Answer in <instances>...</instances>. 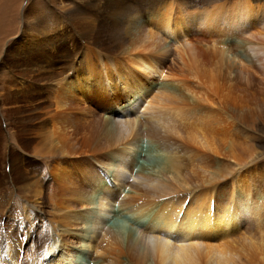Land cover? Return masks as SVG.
I'll use <instances>...</instances> for the list:
<instances>
[{"label":"bare ground","instance_id":"bare-ground-1","mask_svg":"<svg viewBox=\"0 0 264 264\" xmlns=\"http://www.w3.org/2000/svg\"><path fill=\"white\" fill-rule=\"evenodd\" d=\"M157 1L73 0L70 24L58 31H49L58 15L37 17V37L31 32L20 52L21 73L30 71L31 77L16 79L25 101L35 100L24 103L16 124L8 126L9 171L0 211L9 216L10 198L27 186L38 200L19 204V218L0 221V263L250 264L253 259L260 264L264 259L263 236L256 241L242 233L252 226L260 232L263 225L262 152L241 149L229 128L215 133L219 121L242 115L236 114L239 109L222 113L228 94L225 99L210 87L213 77L223 76L233 79V87L264 90V32L257 29H264V0ZM118 15L137 30L128 27L134 31L129 35L116 29ZM185 24L195 29L192 34H182L179 26ZM252 92L246 95L264 112V93L261 98ZM12 94L7 101L17 100ZM16 108L6 109L13 114ZM259 124L264 126V116ZM190 126L202 154L185 138ZM190 135L194 141L196 135ZM142 139L150 147L142 149ZM150 153L153 163L143 162ZM206 156L217 159L212 179L193 178L200 181L194 184L191 161L203 163ZM46 206L58 218L50 211L42 221ZM119 213L131 217L132 227L123 226L130 218L111 220ZM238 236L245 242L240 246Z\"/></svg>","mask_w":264,"mask_h":264},{"label":"rangeland","instance_id":"rangeland-1","mask_svg":"<svg viewBox=\"0 0 264 264\" xmlns=\"http://www.w3.org/2000/svg\"><path fill=\"white\" fill-rule=\"evenodd\" d=\"M72 1L73 0H0V203H1V205H0V207H1V209H3L4 208V206L2 207V205H4V201H5V198H4V196H2V195H4L3 193H5V188H6V186H7V183L5 182L6 180H5V174H6V172H8L9 170H8V165L6 164V161H5V157H6V151H7V147H6V145H7V131L9 130V125H11V126H13V125H15L16 124V121L15 120H17V117L19 116V115H21V112H22V109L24 110V108L26 109V106L25 105H27L28 104V101H30L29 103H31L33 100H35V99H32V97H29V99H28V101H25L26 99H25V97H22L23 95H20V93H21V91H20V85H18L19 83H18V79H20V78H25V77H31V76H29L30 74H32V72H30L29 71V75H22V73H21V70H22V67L20 66V57H21V51H23V48H24V46L22 45V44H24L27 40H26V38L27 37H29V36H31V35H34V37H37V35H35V33L33 32V31H35V27L36 26H38V24H39V20H40V18H39V20H38V16H40V14H41V16L42 15H45L44 13H48V14H51L52 12V14H56V15H58V17H59V22H61V23H57V24H54L52 27H50L49 28V31H53V30H56V31H58V29L60 30V27L61 28H63L64 26H66V25H68L69 26V24H70V12L71 11H73L72 9ZM154 1H157V0H154ZM221 1H224V0H220V2ZM159 2V0L156 2V3H158ZM217 3H219V0H217L216 1ZM214 4V3H213ZM29 6H30V8H29ZM37 9V10H36ZM48 10V11H47ZM37 11V12H36ZM44 11V12H43ZM30 12V13H29ZM51 12V13H50ZM121 16V17H120ZM33 18V19H32ZM118 18H119V20H120V23H119V20L117 19V21L116 22H118V23H116V29H118L117 27L119 26V28H121V27H123V29L121 28V30H124V33L126 32V33H128V31H129V28H130V30L131 29H134V28H136V30H137V26L134 24H129L128 25V20L123 16V15H118ZM127 21H126V20ZM38 20V21H37ZM62 20V21H61ZM38 22V23H37ZM128 22V23H127ZM65 24V25H64ZM118 24H120V25H118ZM28 25V26H27ZM63 25V26H62ZM131 25V26H130ZM121 26V27H120ZM134 26V27H133ZM32 27L34 28V29H32ZM126 27V28H125ZM129 27V28H128ZM180 27V29L182 30V34H187V33H189V34H192V32L195 30L190 24H185V25H182V26H179ZM32 29V30H31ZM258 30H260V32H262V30H263V32H264V29H261V28H257ZM23 30H25V31H23ZM119 31V33H123V31H121L120 32V30H118ZM117 31V32H118ZM134 31H135V29H134ZM133 30L132 31H129V35H131V32L133 33L134 32ZM27 32H29V33H27ZM31 32H32V34H31ZM24 33V34H23ZM49 33H51V32H47V35L48 36H50L49 35ZM27 34V35H26ZM31 34V35H30ZM24 39V40H23ZM168 41H169V38H168ZM18 45V46H17ZM22 46V47H21ZM22 48V49H21ZM21 68V69H20ZM69 72L70 73H72V70H68V74H69ZM217 74H219V73H217ZM221 74V73H220ZM219 74V75H220ZM14 78V79H13ZM218 78H224L225 79V81H223V82H221V80L220 79H218ZM230 78V77H229ZM17 79V80H16ZM156 79V77L154 78V80ZM165 79H168L167 77H165ZM223 79V80H224ZM11 80V81H10ZM13 80H16L17 81V83L15 84V81H14V83H13ZM159 80H161L160 78H159ZM228 80H232V81H227L226 80V77H213V80L211 81V84H210V87H214L215 86V88H213V89H211V90H214L215 89V92L217 93V94H219L220 96L223 94H225L224 95V97L226 96L227 97V94H228V97H227V99H226V97H225V99L228 101H226L227 103H225V101H224V99H222L223 101H221V106H222V113H224V111L223 110H226V109H228V112L230 113V114H234V113H232V112H237V109H239L238 110V112L236 113L237 115H239V114H241L242 116L244 115V114H248L247 116H248V119H247V117H246V120L244 119V117H243V120H244V122H243V120H241L240 121V118L242 119V116L240 117V118H237V120H239V121H237L236 120V116H235V118L234 117H232L233 119H230V118H228V117H226V119H225V113L224 114H220L221 115V119L223 120V119H225V121H219L220 123L219 124H223V126H221L220 127V125L218 124L217 125V129H220V131L219 130H217L215 133L217 134V132L219 133H222L223 131H226V129L227 128H229V129H227L228 131V135L230 136V134L231 133H233L232 134V138H234V140L235 141H237L238 142V144H241L240 145V148L242 149L243 147L246 149V151H252V149H253V151H252V153H254L256 150L257 151H259V152H262L261 154H259V156L261 155V157H259L258 158V160L260 159V161H262V163L260 164L261 165V167H259L258 168V170H260V172L261 173H263L264 174V126L262 127L260 124H259V120L260 119H262L263 118V116H264V112L261 110V109H259V105H258V101L256 102L255 100H257V99H255L254 97H252V96H247V95H249L250 93H249V91H253L252 89H254L255 87H257V86H255V85H251V88L250 87H244L243 85H239L241 88L240 89H242V90H244V91H239V86H236V85H234V87H233V79L232 78H230V79H228ZM9 81V82H8ZM220 81V82H219ZM13 84H12V83ZM213 82V83H212ZM215 82V83H214ZM218 82V83H217ZM228 82V83H227ZM12 84L11 86H9V88H7L6 87V85L8 86L9 84ZM217 83V84H216ZM224 83V84H223ZM226 83V84H225ZM231 85H230V84ZM150 83H148L146 86H143V87H140V88H136L135 90H141V89H144V88H146L148 85H149ZM227 85H229V86H231V87H229V86H227ZM5 86V87H4ZM225 86H227L228 88H226ZM236 86V87H235ZM13 87H15V88H13ZM19 87V88H18ZM249 89L248 90V93H243V92H246L245 91V89ZM12 90H11V89ZM230 88H231V90L233 89V92L232 93H234V94H237V92L238 93H242L241 95H242V97H234V94H231V92L229 91L228 92V90H230ZM259 87H257V88H255V89H257V90H255L254 89V91L252 92V93H254V92H260V90L258 89ZM222 91H221V90ZM228 89V90H227ZM236 89H238V91L236 90ZM251 89V90H250ZM9 92H8V91ZM16 92H15V91ZM234 90H236L235 92H234ZM10 91H12V92H10ZM19 91V92H18ZM262 92L261 93H255L254 95H256V96H259V97H263V95H261L262 93H264V90H261ZM15 92V93H14ZM18 92V93H17ZM13 93V94H12ZM251 93V94H252ZM8 94H12V95H16L15 97H16V99L18 100H16V101H14V102H9V100L7 101V99H8V97H9V95ZM240 94H239V96H240ZM243 94H245V95H243ZM247 94V95H246ZM7 95H8V97H7ZM19 95H20V97H19ZM134 91L132 92V93H130V96L128 97V98H126L124 101H126V102H128L129 100H131L133 97H134ZM253 95V94H252ZM246 96V97H245ZM19 97V98H18ZM22 97V98H21ZM234 98V100L232 99V98ZM6 100H5V99ZM23 98H24V102L22 101L23 100ZM148 98V97H147ZM19 100H21V102L19 101ZM236 100V101H235ZM5 101V102H4ZM7 101V102H6ZM231 101V102H230ZM235 101V102H234ZM242 101H243V103H242ZM250 101V102H249ZM222 102H223V105H224V107H223V105H222ZM252 102V103H251ZM24 103H27V104H24ZM119 103V102H118ZM20 104V105H19ZM228 104V105H227ZM11 105H13L14 106V108H16V110L17 111H10V113H12L13 112V114H9V112L7 111V109L6 108H8L9 106H11ZM22 105V106H21ZM102 105H103V103H102ZM16 106V107H15ZM18 106H21V107H18ZM95 106H97V108H98V110H100V104L99 105H97V104H95ZM94 106V107H95ZM109 106V105H108ZM226 106V107H225ZM28 107V106H27ZM230 107H233L232 109L230 108ZM235 107V108H234ZM20 108V109H19ZM226 108V109H225ZM231 109V110H230ZM249 109V110H248ZM6 110V111H5ZM236 110V111H235ZM7 112V113H5V112ZM21 111V112H20ZM101 111V110H100ZM221 111V110H220ZM262 111V112H261ZM16 112V113H15ZM102 113V112H101ZM249 113H250V115H249ZM19 114V115H18ZM253 114V115H252ZM255 114V115H254ZM262 116H261V115ZM8 115V116H7ZM15 115V116H14ZM6 116V117H5ZM185 116V115H184ZM255 116V117H254ZM261 116V117H260ZM253 117V118H252ZM13 118H15V119H13ZM227 118H228V120H227ZM251 118V119H250ZM254 118H255V120H254ZM235 119V121H233ZM250 119V120H249ZM259 119V120H258ZM8 120H10V121H8ZM254 120V122H253V124H252V122L251 121H253ZM230 121H232V122H234V123H231ZM13 122H15V123H13ZM223 122H225V123H223ZM251 122V123H250ZM11 123V124H10ZM240 123H241V125H240ZM230 124V125H229ZM236 124H238V125H236ZM250 124V125H249ZM258 124L261 126V128H259V126H258ZM226 127H225V126ZM232 125H235V126H238V129H236V130H234V128H235V126H234V128L232 127ZM251 125H253V127L251 126ZM224 127H225V129H224ZM232 127V128H231ZM252 127V128H251ZM192 128H193V130H192ZM191 128V126L188 128L189 130H188V132H187V134L188 135H190V136H193L192 138L194 139V141H192L191 140V137H189V136H187V134L185 135L186 137V139H187V141L192 145L193 144V147H194V149L197 151L198 150V152H197V154H202V153H204L205 152V149H204V147L202 146V144H201V140L200 139H198L199 137H197V134H195V133H197L196 131H195V129H194V126ZM223 128V129H222ZM237 128V127H236ZM254 128V129H253ZM222 129V130H221ZM234 130L233 132H232V130ZM192 130V131H191ZM254 130V131H253ZM222 131V132H221ZM231 131V132H230ZM208 132V131H207ZM219 133V134H220ZM230 133V134H229ZM239 133V134H238ZM234 134H235V136H234ZM246 134V135H245ZM220 136V135H219ZM218 136V137H219ZM247 136V137H246ZM187 137H189V138H187ZM221 137V136H220ZM219 137V138H220ZM143 140V141H142ZM141 141H139V144H141V146H142V149H146L147 147H150L149 145V142H146L144 139H142ZM190 140V141H189ZM239 141H241V142H239ZM197 143V144H195V143ZM200 142V143H199ZM246 143V144H245ZM201 144V145H200ZM243 144V145H242ZM200 145V146H199ZM201 146H202V148H201ZM138 147L140 148V146L138 145ZM198 148V149H196V148ZM200 147V148H199ZM254 147V148H253ZM201 151H203V152H201ZM203 149V150H202ZM254 149H255V151H254ZM27 153V152H26ZM153 153V152H152ZM27 154H29V153H27ZM142 154H143V152H142ZM146 154H148L147 152H146ZM136 156H137V153H136ZM149 157V158H148ZM153 157L154 156H151V153L149 154V155H147V158L145 159V161L143 160V162H145V163H151L152 161H154V159H153ZM219 157H221L220 155H219ZM138 159H140L139 157H137ZM3 160V161H2ZM233 160L231 159V162H232ZM215 162L217 163V159H211V157H207L206 156V159H204L203 160V163L202 162H198L197 160H195V161H191V164H190V167L191 168H189V170H190V172H192V174L195 176L196 174L198 175V176H192V180H193V178L194 179H196V180H201L200 178H202V182H200V181H198V182H196V180H193V183H194V181L196 182V183H194V184H197V183H203V180H205L204 181V183H206L207 181H209V180H211L212 179V177H211V175H210V173H211V171H212V168H213V170L215 169L214 167L216 166V164H215ZM153 163V162H152ZM200 163H202V164H200ZM197 164V165H196ZM211 164V165H210ZM214 165V167H213V165ZM199 165H201V167H203V168H205V169H203V170H206V171H202V170H200V169H202L201 167H198ZM206 165V166H205ZM208 165V166H207ZM211 166V167H210ZM209 167V168H208ZM206 168H208V169H206ZM210 168H211V170H210ZM200 170V171H199ZM208 170H210V171H208ZM263 171V172H262ZM200 172V173H199ZM209 172V173H208ZM5 173V174H4ZM202 173V175H200ZM208 173V174H207ZM191 174V175H192ZM204 175H207V176H204ZM210 176V177H209ZM16 183H14L15 185H21V180L20 181H15ZM199 183V184H200ZM198 186V185H197ZM26 189V190H25ZM21 190V189H20ZM20 190H17V191H15L16 193H14L13 195H12V197L10 198V199H13V200H10V203H11V205H10V207L11 208H13V209H9L8 211V214H9V216H6V215H4L5 213H2L3 211H0V221H3V220H6L7 218H10V217H14L15 218V216L16 217H20L19 215V212L18 211H16V210H18V208H19V210H20V207H21V205L24 203V204H27V203H31V202H33V201H35V200H38L36 197H34L33 196V194H32V188L31 187H26V188H23V190L20 192ZM261 190V191H260ZM262 190H264L263 189V187H260V189H259V191L260 192H262ZM25 191H26V193H25ZM20 192V193H19ZM23 193V194H22ZM20 194V195H19ZM22 194V195H21ZM25 194V195H24ZM261 195H264L263 193H260ZM19 195V196H18ZM26 196V197H25ZM19 197V198H18ZM187 198H188V196H187ZM262 198H263V196H262ZM17 199V200H16ZM27 199H28V201H27ZM2 200V201H1ZM22 200V201H21ZM31 200V201H30ZM19 201H20V203H19ZM24 201V202H23ZM15 204H14V203ZM17 204H18V206L19 207H17V208H15L16 206H17ZM19 204H21V205H19ZM23 204V205H24ZM14 206V207H13ZM44 208V210H45V212H43L42 213V216H43V218H42V221H43V219H45V217L46 218H49L50 217V213H51V215H52V212L53 213H55L50 207H48V206H46V207H43ZM46 208H47V210H46ZM50 208V209H49ZM16 209V210H15ZM263 209H264V205H263ZM262 209V216L264 215V210ZM14 210V211H13ZM51 211V212H50ZM16 212H18V213H16ZM48 212H50V213H48ZM48 213V214H47ZM18 214V215H17ZM45 216H44V215ZM15 215V216H14ZM53 217H56V218H58L57 216H55V214H53L52 215ZM126 216V217H125ZM127 214H125V213H119V215H116V216H114V217H112V221L114 222V223H116V221L117 222H121V221H124V220H128V218H130L129 220H128V223L126 224V222L124 221V224H123V226L125 227V229H127L128 227H132V225H133V221H131V217H128L127 218ZM116 217H117V219H116ZM120 217V218H119ZM125 218V219H124ZM263 218V217H262ZM124 219V220H123ZM264 219V218H263ZM38 221H40V220H38ZM36 219H35V223H39ZM43 223H45V221L43 222ZM128 225V226H127ZM240 226V225H239ZM243 228V227H242ZM9 229V228H8ZM8 229H7V231H8ZM255 229V227L254 226H252L251 227V230L250 231H248V230H246V229H243V231H242V233H244L245 235L247 234L248 236H251V238L253 239V240H258V237H259V235H262L263 236V238H264V220H263V225H262V227H261V234H260V232L258 231V230H254ZM252 231V232H251ZM256 232V233H255ZM253 234V235H252ZM254 237V238H253ZM242 238V239H241ZM241 240V242H239ZM243 240V241H242ZM264 240V239H263ZM244 242V239H243V236L242 237H240V236H238V237H236V242H235V244L237 245L238 243H240V245H242V244H244L243 243ZM239 245V244H238ZM239 245V246H240ZM238 246V247H239ZM80 262V261H79ZM254 262V263H253ZM0 264H4V263H0ZM250 264H259V262L257 261V260H253V259H251L250 260ZM260 264H264V259L263 260H261V262H260Z\"/></svg>","mask_w":264,"mask_h":264}]
</instances>
